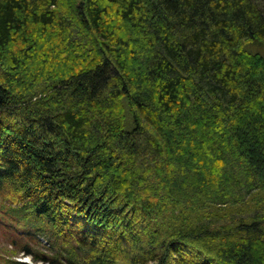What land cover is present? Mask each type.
<instances>
[{
    "label": "trees",
    "instance_id": "16d2710c",
    "mask_svg": "<svg viewBox=\"0 0 264 264\" xmlns=\"http://www.w3.org/2000/svg\"><path fill=\"white\" fill-rule=\"evenodd\" d=\"M254 44L264 0H0L8 259L264 264Z\"/></svg>",
    "mask_w": 264,
    "mask_h": 264
},
{
    "label": "rangeland",
    "instance_id": "374dc122",
    "mask_svg": "<svg viewBox=\"0 0 264 264\" xmlns=\"http://www.w3.org/2000/svg\"><path fill=\"white\" fill-rule=\"evenodd\" d=\"M248 48L252 52H255L256 54L264 57V46L263 45L254 44V45H250ZM127 126L128 125H126V127ZM7 219H10V218L8 217ZM7 219H3L2 217H0V220L5 221L7 226H9L10 225L9 222H11V220H7ZM31 220H33L32 217H31ZM25 221H27V220H25ZM25 221H23V222H25ZM13 234H14V232H11V230L8 229L6 226H4V225L0 226V264H8L7 263L8 256H6L4 254V252L6 251L5 246L8 245V243H9V236L13 237L14 236ZM30 244H31V246L34 245L33 242H31ZM7 247L11 248L13 250V252L17 251L15 246L12 247L11 245H9ZM21 257H24V256H22V254H20L18 257H16V255H15V257L14 256L9 257L10 259H8V260H17V259H19ZM36 264H43V263L42 262H37Z\"/></svg>",
    "mask_w": 264,
    "mask_h": 264
},
{
    "label": "water",
    "instance_id": "95a60500",
    "mask_svg": "<svg viewBox=\"0 0 264 264\" xmlns=\"http://www.w3.org/2000/svg\"><path fill=\"white\" fill-rule=\"evenodd\" d=\"M20 261L25 262L27 264H32V262L30 261V258H24V259H22Z\"/></svg>",
    "mask_w": 264,
    "mask_h": 264
}]
</instances>
